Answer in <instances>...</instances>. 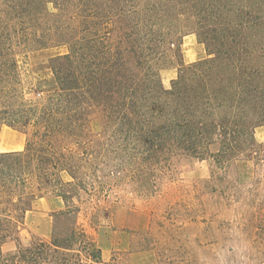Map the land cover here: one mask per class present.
Masks as SVG:
<instances>
[{"label":"trees","instance_id":"1","mask_svg":"<svg viewBox=\"0 0 264 264\" xmlns=\"http://www.w3.org/2000/svg\"><path fill=\"white\" fill-rule=\"evenodd\" d=\"M209 1L178 0L173 9L160 0H0V14L45 19L43 34H49L27 32L25 18L8 25L0 17V36L14 26L13 33L33 34L39 45L46 37L68 49L66 67L52 65L58 90L41 103L20 95L0 115V124L28 132L24 149L0 152V264L103 263L79 223L81 193L100 201L120 182L147 178L172 157L208 155L220 166L243 155L264 171V143L254 135L264 127V20L240 5L230 32ZM49 3L57 12L47 10ZM189 7L196 15L212 11L213 35L205 42L216 57L183 65L170 90L141 94V71L153 77L162 68L169 20H180ZM6 55L17 66L14 49L0 41V58ZM92 108L103 113V131L114 132L106 141L91 130ZM41 193L61 198L64 207L53 212L50 241L34 236L23 245L20 227ZM9 239L17 246L5 252Z\"/></svg>","mask_w":264,"mask_h":264},{"label":"rangeland","instance_id":"2","mask_svg":"<svg viewBox=\"0 0 264 264\" xmlns=\"http://www.w3.org/2000/svg\"><path fill=\"white\" fill-rule=\"evenodd\" d=\"M147 1L139 0V3ZM160 1L168 8L179 5L178 0ZM219 2L209 1L214 12L219 11L223 27L230 32L234 29V15L241 13L240 5H248L254 9L253 16L258 13L264 20V0H222L218 10L215 6ZM47 10L57 12L52 3L47 5ZM211 14L212 11L196 15L195 9L189 7L180 20H169L173 32L172 40L168 41L174 42L164 43L166 57L159 61L162 67L159 74L150 77L148 69L141 71L138 79L141 94H153L162 88L170 90L183 65L216 57L205 42L213 35L215 18ZM20 15L1 13L0 17L8 25L19 17L25 18L27 32L38 30L40 38L48 31L45 19ZM12 28H7V34L2 31L0 36L3 46L14 49L17 60L15 66L12 57L0 58L1 117L17 103L20 95L27 102L41 103L58 90L52 65L66 67L62 56L68 52L66 46L54 45L46 39L47 33L41 40L44 44L39 45L33 40L36 37L33 34L23 37L21 33H13ZM187 35L202 45L204 56H197L189 40L181 45ZM183 53L188 61L183 60ZM102 115L100 109L92 108L90 127L97 139L106 141L113 130L103 131ZM254 135L258 143H264L263 126L256 127ZM218 147L215 143L209 149L216 152ZM132 179L120 182L100 201L81 193L79 223L101 249L104 262L98 264H264L261 164L243 155L220 166L208 155H178L165 164H158L153 175ZM98 206L105 210L96 211ZM63 207L61 198L37 194L20 227L21 243L29 245L34 236L50 241L55 225L53 212ZM16 246L17 240L9 239L2 248L9 252ZM84 264L91 263L84 260Z\"/></svg>","mask_w":264,"mask_h":264},{"label":"crops","instance_id":"3","mask_svg":"<svg viewBox=\"0 0 264 264\" xmlns=\"http://www.w3.org/2000/svg\"><path fill=\"white\" fill-rule=\"evenodd\" d=\"M188 40L190 44L194 46V49L192 50L196 52L197 56L200 58L204 56L205 49L201 44L196 43V39L192 35L183 37L181 45H186ZM184 59L187 60L186 53H183V60ZM27 138L28 132L14 129L6 124H0V152L18 151L24 149Z\"/></svg>","mask_w":264,"mask_h":264}]
</instances>
